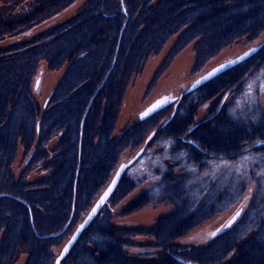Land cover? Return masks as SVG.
<instances>
[{
  "label": "trees",
  "instance_id": "1",
  "mask_svg": "<svg viewBox=\"0 0 264 264\" xmlns=\"http://www.w3.org/2000/svg\"><path fill=\"white\" fill-rule=\"evenodd\" d=\"M75 1L34 0L30 11L12 14L20 0H0V40L30 30ZM263 31L264 0H87L70 20L0 49V264H14L22 251L28 255L25 264H56L55 250L86 217L128 148L155 150L157 167L128 175L137 160L125 171L61 264H264V184L256 180L264 178L259 172L264 168V110L257 97L264 84V43L174 105L113 136L128 85L171 37L179 35L169 60L196 41L198 68L234 41L245 36L256 41ZM41 62L50 70L67 68L44 111L32 89ZM254 78L257 82L244 90ZM231 91L237 96L223 105L222 94ZM207 103L208 116L196 123ZM55 136L54 147L46 149ZM19 145L27 163L16 177L12 165ZM221 161H226L222 173L231 172L220 181L218 166L214 175L208 172ZM240 161L254 164L251 174L242 171L248 181L233 179L235 168L228 167ZM37 166L46 175L27 181ZM155 175L160 178L121 214L150 204L173 208L151 228L155 259H149L151 252L134 258L126 248L135 245L133 235L144 227L115 224V207ZM249 181L255 182L256 206L239 224L207 245L176 243L236 205Z\"/></svg>",
  "mask_w": 264,
  "mask_h": 264
},
{
  "label": "rangeland",
  "instance_id": "2",
  "mask_svg": "<svg viewBox=\"0 0 264 264\" xmlns=\"http://www.w3.org/2000/svg\"><path fill=\"white\" fill-rule=\"evenodd\" d=\"M86 1L87 0H76L66 9L62 10L61 12H58L51 18L49 17L42 23L33 26L30 30L20 33L15 37H6L0 40V49H5L15 44L30 41L39 33H42L50 28H53L66 22L67 20H70L78 14V12L84 6ZM33 4L34 0H20L19 4L16 5L15 8L13 6L12 14L22 13L23 10H27L28 12L30 11ZM178 37L179 35L171 37L167 41L163 50L159 54L152 56L145 64L143 71L139 75L133 77L123 96L122 106L115 124V128L113 130V136H119L124 130H126L131 125L142 119L140 116L141 113L148 105H150L154 101L162 98L172 97H176L178 99L185 92L190 91L189 88L192 86L194 81H196L200 76L204 75L215 66L242 54L243 52L254 46H259L260 44L264 43V31L260 34V36L257 38L258 40L256 41H252L247 36L242 37L234 41L229 46L221 49L213 58L207 60L205 63H201L198 68H194L196 58V41L187 44L175 56H173L171 60H169L168 57L173 51V48L179 39ZM165 65H167L166 68L162 70V66ZM66 69V65H64L60 69L50 70L47 67L46 62H41V64L39 65L37 74L33 79L32 89L33 98L42 107L43 111L45 110L46 102L49 95L52 93V91L57 86L58 82L65 74ZM253 82H257L256 78H254L253 81H248L245 85L244 90L247 87L252 86L254 84ZM242 93L243 92L241 91L239 95H241ZM234 95L237 96V94L232 91L225 92L224 94H222V104H228V102L232 99V97H234ZM244 95H248V93H245ZM257 97L260 102V105L264 110V84L261 85ZM175 103L176 102L172 103L171 105H174ZM210 105V103H207L199 108L195 117L196 123L202 122L208 116V109ZM58 138L59 136H55L50 139V141L46 144L45 148L51 150L54 147L55 143L58 141ZM140 150H142L141 154L138 156L140 160L137 158L134 162H136L137 160L138 161L133 165L136 167H130L134 162L129 166L130 169L127 174L130 176H138L144 171V169L149 172V165L154 168L157 167L158 162L154 157H152L156 156L155 153H153L155 152V150L144 151V148ZM139 151L132 148L124 150L121 155L122 157L120 159V164L130 161ZM166 161L171 162V160ZM26 163L27 155L24 154L23 146L19 145L16 159L12 165V170L16 177H19L20 174L25 171ZM142 166L143 169L141 168ZM162 166L163 164L161 165V167ZM217 166L219 168L220 173H217L216 176L217 178L218 176H221L220 181L221 179L224 180L226 176H229L231 169H228V172L223 174L222 168L226 167V161H221L219 163H214V165L210 169V172L208 173L214 175V173L216 172H214L212 169L216 168ZM129 167H127L126 170H128ZM228 167L235 168L233 172V179H236L237 181L241 179H245L247 181L249 180L245 177L248 174L242 172L243 170H247L249 174H251L250 171H255L254 164H249L246 166L241 161L239 163H236L235 165H229ZM259 172L264 173V168H261ZM46 173L47 172L43 171L42 168L39 166L32 168L27 173V181L31 182L43 178ZM201 177H203L202 173ZM159 178L157 175L149 176L147 181H145L140 187L134 189L132 192L127 194L122 199V201L115 207V212L113 215V222L115 224L128 227H144L142 232L139 233L140 235H133L132 240L133 242H135V245L126 248L129 255L134 258L142 257V255H144L145 253L151 252L152 256L149 257V259H155L156 255L153 254V250L151 249V244L155 243V238L151 235L153 234L151 228L156 225L158 218L170 213L173 207L170 204L161 203L147 205L127 215H122L121 211L126 205L130 204V202L140 196V194L143 193L151 183H153ZM256 180H258V182H260L261 184H264V178L261 179L260 177ZM261 188L263 189L264 185H261ZM100 196L101 195H99V197ZM255 198V182L249 181L248 187L245 189L242 198L236 205L202 222L194 229L185 233L180 239L177 240L176 243L186 247L203 246L207 245L208 243H211L221 233L233 228L234 226L239 224L244 218H246L248 209H250V207L256 206ZM237 213L238 217L231 223H229ZM213 233H215V235H213ZM72 235H70V238ZM69 239L65 240V242L55 250L57 257L59 256L62 251V248L68 242ZM27 257V253L22 251L21 253H19L14 264H25L27 261Z\"/></svg>",
  "mask_w": 264,
  "mask_h": 264
},
{
  "label": "water",
  "instance_id": "3",
  "mask_svg": "<svg viewBox=\"0 0 264 264\" xmlns=\"http://www.w3.org/2000/svg\"><path fill=\"white\" fill-rule=\"evenodd\" d=\"M259 48H260V46H254V47L246 50L242 54H240V55H238V56H236V57H234L232 59H229L228 61H225V62L220 63L219 65L215 66L214 68L209 70L207 73H205L204 75L200 76L196 81H194V83L189 88V90L202 85L203 83H205V82L209 81L210 79L214 78L216 75L221 74L223 71H225V70L237 65L238 63L244 61L245 59H247L248 57L253 55ZM214 70H216V71H214ZM176 100H177L176 97L158 99V100L154 101L153 103H151L150 105H148L144 109V111L141 113L140 116H141L142 119H145V118L151 116L152 114H154L155 112H157V111H159V110L171 105L172 103L176 102ZM175 107H176V105H175ZM141 152H142V150H140L130 161L121 163L119 165V167H118L116 173L114 174L111 182L108 184V186L103 191L101 196L94 203L93 207L90 209V211L88 212V214L86 215L84 220L81 223H79V225L77 226V228L74 231V233L71 236V238L68 240V242L62 248L61 253L56 258V264H57V261H59V264H61L62 260L68 255V253L70 252L72 247L78 241V239L81 236L82 232L90 225V223L98 215V213L103 208V206L108 202L110 196L112 195V193L116 189L117 185L119 184V182H120L123 174L125 173L127 167H129L138 158V156L141 154ZM101 201H103V202H101ZM93 209H96V211L93 212ZM237 217H238V213L233 217V219L229 223H231ZM81 225H83V227H81ZM73 237H75V239H73ZM66 247H67V251H65Z\"/></svg>",
  "mask_w": 264,
  "mask_h": 264
},
{
  "label": "snow or ice",
  "instance_id": "4",
  "mask_svg": "<svg viewBox=\"0 0 264 264\" xmlns=\"http://www.w3.org/2000/svg\"><path fill=\"white\" fill-rule=\"evenodd\" d=\"M214 71H216V70H214ZM158 106V105H157ZM146 114V113H145ZM107 195V194H106ZM101 202H103V201H101ZM96 211V209H93V212H95ZM81 227H83V225H81ZM213 235H215V233H213ZM73 239H75V237H73ZM71 243V242H70ZM65 251H67V247L65 248ZM57 264H59V261H57Z\"/></svg>",
  "mask_w": 264,
  "mask_h": 264
}]
</instances>
